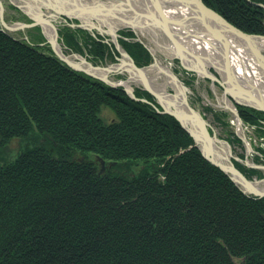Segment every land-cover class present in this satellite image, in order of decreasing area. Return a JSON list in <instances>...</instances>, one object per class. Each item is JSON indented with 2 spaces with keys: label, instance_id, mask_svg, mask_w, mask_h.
<instances>
[{
  "label": "trees",
  "instance_id": "1",
  "mask_svg": "<svg viewBox=\"0 0 264 264\" xmlns=\"http://www.w3.org/2000/svg\"><path fill=\"white\" fill-rule=\"evenodd\" d=\"M203 1L264 35V0ZM60 35L94 65L120 57L100 34L65 26ZM119 35L138 67L151 64L132 30ZM43 43L41 33L27 41L0 30V150L23 143L0 162V264H264V197L245 195L149 92L135 89L148 102L134 100ZM238 109L264 135V111Z\"/></svg>",
  "mask_w": 264,
  "mask_h": 264
},
{
  "label": "water",
  "instance_id": "2",
  "mask_svg": "<svg viewBox=\"0 0 264 264\" xmlns=\"http://www.w3.org/2000/svg\"><path fill=\"white\" fill-rule=\"evenodd\" d=\"M167 2H174L167 7L173 6L176 8L190 9L189 15H187L186 17H180L181 19L179 20V22H173V24H176L178 26H181L183 24L186 25V29H189V31L193 33L192 37L198 39L199 43L202 45H209L214 51H216V53L220 55V60L222 63V73H218V76L210 71V69L208 68L209 66L207 67L205 65L204 59L207 58H205L202 53H199L201 52L199 51V49H197L196 47L193 48L196 52L198 51L197 53H194L193 50H190L191 47L185 48L182 42H180L179 40H175L172 37L173 34L166 26V24H168V20H166V18L161 14L162 7L164 6L162 5V3ZM127 3L129 5V9L125 8L124 10H121H123V12L125 13L131 11L136 15L127 18V20H120L119 18L118 19L124 22L125 26L131 28H145L143 24L146 25V23H142L141 19L138 20L140 14L133 9L134 7L130 5L129 0H127ZM152 3L154 4V6L156 5V8L158 7L159 10H157L159 11V16L165 23V26L163 25L162 29L164 32L166 31L165 33H167L166 35H168V39L171 41L173 47L175 48L173 49V57L182 60V55L186 56V58H188L194 65V68L191 69L192 71H194L198 76L209 79L210 82H212L213 86H216V84L221 86V88L223 89L222 96L224 97V102L226 104L223 109L231 110L237 117L239 123H243V121L239 115V110L236 107L237 105L264 111V100L260 99V97L256 98L257 95L259 96V89L262 88L260 86L259 88L257 85H254L252 83V81L254 82V80L249 73L246 74L243 71L245 75L241 76L237 72L239 61L236 53L240 52L239 50L242 49V46H245V43L246 46L245 49L243 48V52L246 51L248 54L250 53L249 55L252 57V59H254L257 70L259 72L258 75L261 73L262 77L264 78V50L254 45V40L264 39V35H255L243 32L242 30L231 24L216 10L208 7L203 0H152ZM119 7H121V4ZM86 10L88 13L96 15H102V12L104 14L110 13L112 18H116V15L112 14V12L114 11L112 7H88V9ZM62 13L63 12L61 11H56V13L54 14L42 13V19L35 18V21L30 24L19 23L11 25L4 20V8L2 2L0 1V20L2 25L0 30L5 32L4 29H7L9 32H17L21 29L34 27L39 24L43 26H45V24L49 25L54 30V36L49 38L47 37L46 43L51 46L54 55L61 62L76 71L83 72L92 78L99 79L112 87H123L126 93L132 99L148 102L146 99H139L135 96V89L131 84L134 82H139L142 86V89L152 94L155 97L157 103L161 106V110H159L154 105L156 110L160 113L170 114L177 120H179L182 127L194 138L195 145L198 146L202 155L210 163L214 164L223 172H225L245 193L259 198L264 197V187H258L257 183L248 180L245 175H243V173L234 166L233 163L229 162L228 157L226 158L228 162H224L218 159L216 154V145L220 140L210 133L208 129V123L201 112L190 105L184 88L182 87V89L178 92L183 95L182 108H178V106L177 108L173 107L175 104L170 101H168L170 104H165L164 101L166 100V95L164 96L162 92H160V90H157L151 80L147 77L146 73L144 72L146 68L138 67L132 57H130L128 52L122 48L118 41L119 35L117 34L116 30H106L101 26L96 25L93 19L97 17L94 16L90 18V20L92 21L90 23H84L81 20L82 24H70L72 27L86 28L89 30H93L95 28L103 34L107 33L111 35L113 37L115 48L118 50L121 56L118 58V62L116 64L112 63L110 65L107 64L106 66H95L87 60L86 56H83L81 54H73V56L67 55L63 51L62 44L58 40V31L52 23V18H58ZM125 13L124 15H126ZM66 14L71 18H78V16L74 17L69 13ZM190 25H197V27L193 31L189 28ZM183 27L185 29V26ZM179 30L181 29L179 28ZM188 36H190L189 33H187L183 37L187 38ZM23 39L29 41L28 37H24ZM46 43L41 44V46L45 45ZM235 54L236 56H234ZM126 65L129 66V68H126ZM118 73H126L127 78L122 79L121 81L113 80L111 78V75ZM175 76H173L174 79L180 82L179 78ZM242 81L246 83L248 89H245L246 86L242 85ZM253 92L257 93L255 97L252 95ZM167 95L176 94L167 93ZM229 103L232 106H230ZM243 139L244 138L242 137V140ZM102 166H105L104 161H102ZM254 167L256 166L254 165Z\"/></svg>",
  "mask_w": 264,
  "mask_h": 264
},
{
  "label": "rangeland",
  "instance_id": "3",
  "mask_svg": "<svg viewBox=\"0 0 264 264\" xmlns=\"http://www.w3.org/2000/svg\"><path fill=\"white\" fill-rule=\"evenodd\" d=\"M0 1L2 3H4V5H5L6 16H7L6 21L8 23H10V24L30 23L31 19H29V18L35 19L34 15L31 14L27 10V8L25 7V4H26L25 2H27L26 0H0ZM82 1L86 4L91 5V6L96 5V4L112 5V4L116 3L113 0H82ZM116 1L120 4H121V2H123L124 3L123 5L125 6V8L126 9L129 8L127 6L128 5L127 0H119V1L116 0ZM123 5H121V7H123ZM17 6H19L21 8L19 9ZM41 8H42L41 13L50 14L53 12L51 9H48L47 6L43 5V6H41ZM16 9H18L19 11H17ZM21 9L26 13H23L21 11ZM61 12L64 13L65 11H61ZM65 13H67V12H65ZM132 13L133 12L129 11L125 14L130 17V16H133ZM16 14L21 15L22 18L17 17ZM74 17H76V16H74ZM107 18H111V20L113 19L110 16H107ZM100 19L101 18H95V19H93V21L96 25L101 26L103 29H106V30L113 29L109 25L100 22ZM73 20L76 23L77 21H81L82 19L80 17H78V18H73ZM196 27H197V25H190L189 26V28L193 31L196 29ZM0 28H1V26H0ZM114 29L116 30L118 35H119V32L121 30H132L136 35V40L137 41L140 40L139 42L143 43L153 53L152 54L153 61L151 62V64L144 66V67H141V68H146L145 70L149 74V76H148L149 79L151 80V82H153V85L157 88V90H160V92L165 91L167 93L177 94L176 88L172 84H168L165 81V77L163 75L157 76L156 72L154 71V68L152 66L157 62V64H159L160 66H162L166 69L168 68L171 71L173 70L175 72V69H177V68L180 70V74H176V72H175L174 75H177V77L179 78L183 87L184 86L187 87L188 92L185 91V93H186L187 97L189 95V98H190L189 101L191 102V106H193L198 111H200L203 116H204V114H209L208 115V121L209 122H207L208 123V129L212 135H214L216 138H218L220 140L218 142V145L220 146L219 147L220 150L218 151V154L220 156V160H222L224 162H228L226 160V158L228 157L229 162L233 163L236 168H237V166H236L235 162H238L243 166V168H245L246 172H248V173H251L250 171H248V169H255L258 172V174H253V175L251 174L250 179H248L246 176L245 177L248 180H251L252 182L257 183L258 187L263 188L264 187V135H261L263 130L261 131V134H259L258 128H256V126L251 125V124H246L243 120H242L243 123H241V122L239 123L237 117L235 116V114L231 110L223 109V107L226 106V104L224 102V97L222 96L223 89L221 88L220 85L216 84V86H213L212 82H210L208 79L201 77V76H197V75H196V77L200 81L199 84L196 83L192 87L190 85H185V83L189 82L187 80H189L188 77H190L191 75L187 74L185 71H183V68L181 67V63L174 59V57H173V51L174 50L170 47L169 41L165 40L166 37L160 31H158L157 29L154 30L153 28L151 29V27H148L145 30H144V28H139V27L131 28V27L125 26L124 24H122L118 28H114ZM39 30H41L40 33L45 38V35L42 32L43 31L42 28H40ZM23 32L28 33L26 31V29H21V30H19V32L15 33L14 36H16V37L18 36L19 38H22L26 35ZM104 37H107V39H106L107 42L114 44L113 37L111 35L104 33ZM45 40H46V38H45ZM118 40H119V37H118ZM181 40H183V39L181 38ZM165 41H167V43ZM63 51H65V49H63ZM66 51H67V52H65L66 54L69 53L67 55L73 56V54H72L73 52L70 49L66 48ZM199 53H202L204 55V57H209V54L206 53L205 51H203V52L201 51ZM247 54L243 53V56H247V58H248L249 70L254 71L253 67L251 65L252 57L249 54L248 55ZM215 55H217V58H220V55L218 53H216V51H215ZM117 62H118V60H117ZM117 62H115L114 64H116ZM110 63L111 62H107L105 64H102V66H105L106 64H110ZM220 63H221V61H220ZM150 65H152V66H150ZM217 66H219V62L215 61V65L209 66V69L213 74L218 75V73H221V71L219 70V68ZM257 74H258V72H257ZM257 74L255 75V78L258 80L260 85L264 87V78L260 75H257ZM154 75H156V76L153 78ZM111 78L115 81H121L122 79H126L127 75H126V73H118V74L111 75ZM184 79H185V81H184ZM131 85L134 87V89H142V86L139 82H134ZM185 87H184V89H185ZM197 98H198V100H197ZM230 106H232V105L230 104ZM238 106H240V105L236 106L237 109H238ZM205 108H212L213 110H215L217 112L226 113V116H227L226 120L228 122V125L224 126V125L220 124L218 121H216L214 119L213 114L208 112ZM204 111H207V112H204ZM103 115L105 117V120L108 122L112 118H114L113 113H111L108 109L103 111ZM239 115H240V112H239ZM234 136L240 138L242 141V144H239L236 142L234 144H231L227 140V139H234ZM242 137L244 138L243 140H242ZM194 143H195V141H194ZM22 147H23V143L21 141H19L17 139L12 140L6 147H4L3 149L0 150V162H4L7 160L8 161L14 160L17 157V155L19 154V152L22 150ZM221 148L224 150H222ZM254 165L256 167H254ZM259 167H261V168H259ZM238 170L241 171L240 169H238ZM243 175H245V174L243 173ZM241 191L247 196L255 197L251 194L245 193L243 190H241ZM256 198H259V197H256ZM243 261H246V258H244Z\"/></svg>",
  "mask_w": 264,
  "mask_h": 264
},
{
  "label": "bare ground",
  "instance_id": "4",
  "mask_svg": "<svg viewBox=\"0 0 264 264\" xmlns=\"http://www.w3.org/2000/svg\"><path fill=\"white\" fill-rule=\"evenodd\" d=\"M26 1L27 2H25L26 3L25 4V7L27 8V10L31 14L34 15V17L36 19H42L41 18L42 17V13H41L42 8H41V6H43V5L44 6H47L48 9H51L53 11V12L51 11L53 14L56 13V11H65V12L71 14V15L80 17L84 23H90V22H92L90 20V18L93 17V16L94 17H97V18H101L100 19V22L109 25L113 29L114 28H118L120 25L124 24V22H122L120 20H122V19H126L127 20V18H129V16L126 17V15H124V13H125V12H123V10L125 9V6L123 5L124 3L121 2V5H123V7H119L120 3H118L116 0H113L116 3H114L112 5H104V4L100 5V4H96V5H92V6L89 5V4L84 3L82 0H32V1L31 0H26ZM129 2H130V5L132 7H134L133 9L136 10V12H138L140 14L138 20L141 19L142 23H146V25L143 24L145 26L144 30L146 28H148V26H150V27L152 26L151 29L152 28L154 30L157 29L158 31H160L166 37L165 40H168L169 41V45L171 46V48L172 49H175L173 47L171 41L168 39V37H167L168 35H166L167 33H165L166 31L164 32L163 29H162L163 28V25L165 26V23H164L163 20H161V18L159 16V11H158L159 9H158V7L157 8L155 7L156 5L154 6V4L152 3V0H149V1H147V0H136V1L135 0L134 1L133 0H129ZM173 3L174 2H171V3L170 2L162 3V5H164V6L162 7V11H161L162 16H164L166 18V20H168V22H167L168 24H166V26L168 27V29L170 30V32L173 34L172 37L175 40H179L180 42H182L185 48L191 47L190 50L191 51L193 50L194 53L196 52L193 49L195 47L197 49H199L200 51H202V52L205 51L206 53H208L209 54V57H205L207 59H204L203 58L204 59V62H205V65L207 67L208 66H212V65H215V61H218L219 62V66H217V67L221 71V69H222V64L220 63L221 60H220V58H217V55H215V51L209 45H207V44L206 45L200 44L199 41H198V39H196L195 37H192L193 33H191L189 31V29H186V25H184V24L181 25L182 27L185 26V29H184V27L182 28L181 26H178L176 24H173V22H179V20L181 19L180 17H182V16H185L186 17L187 15L190 14V9H187V8H176V7H173V6L172 7L171 6L167 7L168 5L173 4ZM127 6L129 7V5H127ZM88 7H90V8L91 7H100V8H102V7H107V8L112 7V9L114 10L113 11L114 13L112 12V14L113 15H116V18L113 17L112 20H111V18H107V16H111L110 13H105L104 14L102 12V15H100V14L99 15H96V14L88 13L87 10H86V9H88ZM121 9H123V10H121ZM132 14L133 15H136L135 13H132ZM17 24H19V23H17ZM11 25H13V24H11ZM43 27H44V34L48 38L54 36V30L52 29V27H50L49 25H46V24ZM179 28L181 30H179ZM33 30H36V29H33ZM87 30H89V29H87ZM187 33H189L190 36H188L187 39H186L183 36L186 35ZM180 36L182 37L183 40H181V37ZM165 42L167 43V41H165ZM254 42H255L254 45L256 47L264 50V39H256V40H254ZM244 45L246 46L245 43H244ZM245 46H242V49L239 50L240 52H236L237 53V57H238V61H239L238 62V66L239 67H238L237 72L241 76H244L245 75L244 73H246V74L249 73L251 75L252 79L254 80V82L252 81V83L254 85H257L258 87L260 86L262 88V89H259L260 90L258 92L259 96L258 95L256 96V94H257L256 92H253L252 95L254 97L256 96V98L257 97H260V99L264 100V87L261 86L259 84L258 80L255 78V75L257 74L258 70H257L256 64L254 62V59L251 60V65H252L254 71H250L249 70V66H248V58H247V56H243V53L247 54L246 51L243 52V48L245 49ZM150 53L152 54L151 51H150ZM73 54H78V53L74 52ZM234 56H236V54ZM182 58H183L182 60H179V59H177V58L174 57L175 60H177V61H179L181 63V67L185 70V72L187 74H190V75L192 73L195 74V80H194V82H192V84H188L190 82L189 81L188 83H185V85H190L192 87L196 83L199 84L200 81L196 77L197 74L194 71L191 70L192 68H194L193 63L188 58H186V56H184V55H182ZM110 64H112V63H110ZM110 64H108V65H110ZM95 66H102V65H95ZM152 67L154 68V71L156 72V75L157 76L163 75L165 77V81L168 84H172L176 88L177 93L182 89L183 85H181L180 82H178L173 77V76H175L174 75L175 72L173 70L171 71L168 68L166 69V68L160 66L159 64H157V62ZM126 68H129V66L126 65ZM241 68H242V70H241ZM243 71H244V73H243ZM144 72L146 73V75L148 77L149 76L148 72L145 71V70H144ZM221 73H222V71H221ZM156 75H154L153 78ZM215 75L218 76L217 74H215ZM259 75L262 76L261 73ZM175 77H177V75ZM242 82H243L242 85L243 86H246L245 89H248L246 83L244 81H242ZM185 89L184 90L187 91V87H185ZM162 94L164 96L166 95V100L164 101L165 104H170L168 102V101H170V102H173L175 104L173 107H176V108H177V106H178V108H182L183 107V105H182L183 104L182 103L183 102L182 101L183 100V95L181 93H178L176 95H167V92L163 91ZM188 99H190L189 98V95H188ZM197 100H198V98H197ZM189 103L191 105V102L190 101H189ZM208 115L209 114H204L205 117L203 116L207 122H209L208 121ZM219 147L220 146L217 144L216 145V151H217L216 154H217L218 159H220V156L218 155V151L220 150ZM222 150H224V149H222Z\"/></svg>",
  "mask_w": 264,
  "mask_h": 264
},
{
  "label": "flooded vegetation",
  "instance_id": "5",
  "mask_svg": "<svg viewBox=\"0 0 264 264\" xmlns=\"http://www.w3.org/2000/svg\"><path fill=\"white\" fill-rule=\"evenodd\" d=\"M2 5H3V8H4V20L6 21V19H7V16H6V8H5V5H4V3H2ZM19 9L21 8V7H19V6H17ZM17 11H19L18 9H16ZM21 11L23 12V13H26V12H24L22 9H21ZM16 16L17 17H19V18H22V16L21 15H19V14H16ZM29 19H31V22L30 23H32V22H34L35 21V19H33V18H29ZM7 22V21H6ZM8 23V22H7ZM30 23H28V24H30ZM52 23H53V25L56 27V29H57V31H58V34H59V42L62 44V48L63 49H65V51L64 52H67L66 51V47L63 45V43H62V40H61V35H60V32H61V30L65 27V26H69V27H72L70 24H82V22L81 21H77L76 23H75V21L73 20V18H71V17H69L66 13H62V14H60V16L58 17V18H52ZM8 24H10V23H8ZM0 26L2 27V25H1V20H0ZM40 28H42V32H43V34H44V27H43V25H41V24H39V25H37V26H34V27H30V28H25L26 29V31L28 32V33H25V32H23L24 34H26L24 37H27L28 36V38H29V34H39L40 33V31L41 30H37V29H40ZM73 28H79V27H73ZM33 29H36V30H33ZM80 29H83V30H86V31H88L89 33H91L92 35H96V34H100V35H102V36H104V34L103 33H101L100 31H98L97 29H93V30H87L86 28H80ZM5 30V33H8V34H10V35H14L15 33H17V32H19V31H17V32H9L7 29H4ZM13 33V34H12ZM28 34V35H27ZM45 35V34H44ZM18 37V36H17ZM24 37H22L21 39H23ZM45 38H46V40H47V36L45 35ZM47 42V41H46ZM47 44V43H46ZM49 45V44H48ZM50 46V45H49ZM50 48H51V46H50ZM52 50V49H51ZM73 53H74V51H72ZM72 53V54H73ZM67 54H69V53H67Z\"/></svg>",
  "mask_w": 264,
  "mask_h": 264
}]
</instances>
